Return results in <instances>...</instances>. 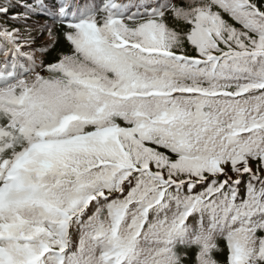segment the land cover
Returning a JSON list of instances; mask_svg holds the SVG:
<instances>
[{
    "label": "snow or ice",
    "instance_id": "obj_1",
    "mask_svg": "<svg viewBox=\"0 0 264 264\" xmlns=\"http://www.w3.org/2000/svg\"><path fill=\"white\" fill-rule=\"evenodd\" d=\"M0 21V264H264V4Z\"/></svg>",
    "mask_w": 264,
    "mask_h": 264
},
{
    "label": "trees",
    "instance_id": "obj_2",
    "mask_svg": "<svg viewBox=\"0 0 264 264\" xmlns=\"http://www.w3.org/2000/svg\"><path fill=\"white\" fill-rule=\"evenodd\" d=\"M257 3H261V4H264V0H256ZM2 22V21H0ZM177 27H180L181 25H176ZM59 47H64V44L63 42H61V44L59 45ZM56 55V52L55 51H52L51 53V56H48L47 58L48 59H52L54 56Z\"/></svg>",
    "mask_w": 264,
    "mask_h": 264
},
{
    "label": "rangeland",
    "instance_id": "obj_3",
    "mask_svg": "<svg viewBox=\"0 0 264 264\" xmlns=\"http://www.w3.org/2000/svg\"><path fill=\"white\" fill-rule=\"evenodd\" d=\"M41 23H43V21H41ZM46 42H47V35H46V33H45L44 37H42L41 39H39V40L37 41V44H38V45H41V44H44V43H46Z\"/></svg>",
    "mask_w": 264,
    "mask_h": 264
}]
</instances>
